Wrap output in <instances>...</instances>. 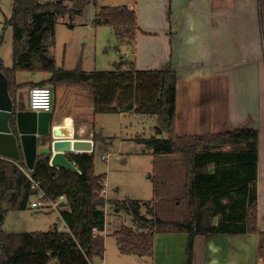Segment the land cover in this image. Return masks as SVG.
Instances as JSON below:
<instances>
[{
  "label": "trees",
  "instance_id": "trees-1",
  "mask_svg": "<svg viewBox=\"0 0 264 264\" xmlns=\"http://www.w3.org/2000/svg\"><path fill=\"white\" fill-rule=\"evenodd\" d=\"M80 9L76 12L65 0H13L12 15L5 21L14 29L12 64H5L0 57V71L7 76L10 94L20 108H25L17 95L21 87L51 85L52 121L63 115L64 89L59 86L63 82L89 86L94 114L132 112L156 117L157 134L141 142L153 150L156 159L167 155L180 157L186 170L188 215L183 221L170 222L147 218L141 213V204L130 201L128 210L134 219L155 230L140 233L129 226L116 230L121 253L151 257L154 264H194L197 235L225 243L232 235L257 233L258 131L236 128L205 134L179 133L178 74L171 63L160 69L142 70L133 61L122 59L112 70L95 69L90 73L81 67H59L50 51L55 43L58 17L81 13L83 8ZM97 20L110 24L120 40L133 47L137 32L134 9L127 5L103 6ZM19 72H46L50 76L40 82L20 83ZM43 137L46 145L54 131ZM92 139L94 143L100 135L95 132ZM65 140H57L56 149L73 151L67 156L80 172L52 166L48 152L38 155L33 170L23 157L15 161L0 156V264H94L96 257L104 258L106 175L96 174L94 152L85 153L91 151V144L86 143L89 141ZM224 146L229 149L222 150ZM27 171L40 181L52 200L61 202L60 196L68 197L71 209L63 212L67 231L4 230L7 211L27 208L34 193ZM165 225L172 228L166 230ZM178 239L182 248L176 259Z\"/></svg>",
  "mask_w": 264,
  "mask_h": 264
},
{
  "label": "crops",
  "instance_id": "crops-1",
  "mask_svg": "<svg viewBox=\"0 0 264 264\" xmlns=\"http://www.w3.org/2000/svg\"><path fill=\"white\" fill-rule=\"evenodd\" d=\"M121 5L134 9L137 19L135 41L133 47L127 46L125 59L142 70L171 63L178 74L179 133L254 128L259 134L258 231L229 236L225 243L197 235L194 264H264V0H126ZM49 76L45 72L26 82ZM65 105L71 115L57 120H72L78 127L63 135L91 139L97 128L89 86L70 85ZM92 141L91 151L85 153L94 152ZM43 146L39 153L49 151Z\"/></svg>",
  "mask_w": 264,
  "mask_h": 264
},
{
  "label": "rangeland",
  "instance_id": "rangeland-1",
  "mask_svg": "<svg viewBox=\"0 0 264 264\" xmlns=\"http://www.w3.org/2000/svg\"><path fill=\"white\" fill-rule=\"evenodd\" d=\"M88 1L81 3L77 0H65L71 9L77 12L83 8V11L74 13L72 16L66 14L58 17L55 43L50 48L51 54L58 64H65L68 69L81 67L84 70H112L115 68L116 61L120 62L127 57L125 55L127 44L120 40L110 24L97 20V15L101 6L113 5V3L121 5L126 0H91L90 3ZM86 6L88 9L85 12ZM12 9L13 0H0V57L9 66L12 64L14 29L12 25H6L4 21L11 17ZM44 73L19 72L18 82L25 83L37 79ZM72 84L74 83L59 84L64 89V116L71 115V112L69 114L66 112L65 103ZM46 86L53 90L51 85ZM31 88L33 87H21L17 94L18 99L28 108H30ZM64 120H56L53 123L54 137L43 146L49 149L50 155L52 147H56L57 140L68 139V142L75 143L85 138L74 135L64 136L65 131L71 133L78 127L75 125L77 122ZM95 120L96 133L100 135V139L95 140V172L98 175H106L107 194L104 195L103 191V195L108 203L105 207L106 230L103 233L105 255L104 258L96 257L94 264H154L151 257L121 253L114 232L122 226L132 227L140 233L155 230L154 227H145L134 219L132 212L128 210L130 201L139 202L141 213L147 218H161L168 222L183 221L188 215L184 188L185 166L177 155H167L156 159L153 150L141 142L142 139L157 134L155 116L138 113H97ZM194 130L199 131L198 128L191 127V131ZM181 132L187 133L186 130ZM195 133L192 132V134ZM162 136L166 137V134ZM91 140L92 137L87 141ZM228 149V146L222 147V150ZM42 150L45 152L46 149ZM62 198L58 206L50 205L43 210L32 208L30 205L23 210H8L3 224L4 230L8 232L54 231L56 229L67 231L63 212L70 210L71 206L66 195ZM63 202L65 205L62 204ZM163 228L169 230L172 227L165 225ZM211 246H214V243H211ZM181 248L182 245L178 239L174 251L176 259ZM261 252L264 255L263 245ZM168 264L173 263L170 261Z\"/></svg>",
  "mask_w": 264,
  "mask_h": 264
},
{
  "label": "water",
  "instance_id": "water-1",
  "mask_svg": "<svg viewBox=\"0 0 264 264\" xmlns=\"http://www.w3.org/2000/svg\"><path fill=\"white\" fill-rule=\"evenodd\" d=\"M51 122L52 111L17 106L9 91L8 78L0 71V156L15 161L23 157L27 167L33 169L40 154L39 147L45 144L43 136L50 131ZM51 163L57 168L79 172L77 165L62 151L53 155ZM62 204L65 205V202Z\"/></svg>",
  "mask_w": 264,
  "mask_h": 264
},
{
  "label": "built area",
  "instance_id": "built-area-1",
  "mask_svg": "<svg viewBox=\"0 0 264 264\" xmlns=\"http://www.w3.org/2000/svg\"><path fill=\"white\" fill-rule=\"evenodd\" d=\"M29 105L30 108L37 111H52L53 108V90L48 86H35L31 88L29 93ZM84 140H90V139H84ZM90 143V142H86ZM53 150L50 155V164L52 157L55 153L59 152L60 150H57L56 147H52ZM60 149V148H59ZM64 152V151H62ZM73 151H66L64 153H69ZM74 152H79L77 150H74ZM33 170V169H30ZM80 172V170H79ZM28 175L32 178L31 173L28 172ZM31 187L34 190V193L32 194L29 204L32 208L43 210L50 205L58 206L60 202L54 201L51 199V197L47 194V192L41 187L39 180H34L32 178ZM107 194V191H104V195ZM64 195L60 196L59 201L63 200Z\"/></svg>",
  "mask_w": 264,
  "mask_h": 264
},
{
  "label": "flooded vegetation",
  "instance_id": "flooded-vegetation-1",
  "mask_svg": "<svg viewBox=\"0 0 264 264\" xmlns=\"http://www.w3.org/2000/svg\"><path fill=\"white\" fill-rule=\"evenodd\" d=\"M50 130H52V126H50Z\"/></svg>",
  "mask_w": 264,
  "mask_h": 264
}]
</instances>
